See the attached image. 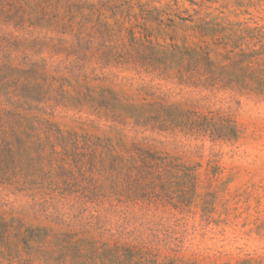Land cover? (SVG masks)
Masks as SVG:
<instances>
[{"label": "rangeland", "instance_id": "1", "mask_svg": "<svg viewBox=\"0 0 264 264\" xmlns=\"http://www.w3.org/2000/svg\"><path fill=\"white\" fill-rule=\"evenodd\" d=\"M0 264H264V0H0Z\"/></svg>", "mask_w": 264, "mask_h": 264}]
</instances>
